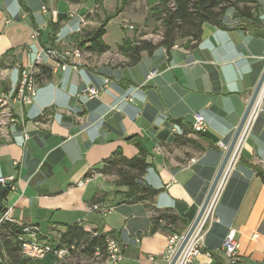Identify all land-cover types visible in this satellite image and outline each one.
I'll return each mask as SVG.
<instances>
[{
  "label": "crops",
  "instance_id": "0c3cea01",
  "mask_svg": "<svg viewBox=\"0 0 264 264\" xmlns=\"http://www.w3.org/2000/svg\"><path fill=\"white\" fill-rule=\"evenodd\" d=\"M104 7L98 9L96 1L87 6L85 0H0V96L13 90L20 70L34 63L40 48L78 47L76 40L101 24ZM122 15L109 21H122ZM109 21L102 36L108 51L85 50L86 43L81 57L69 58L76 69H61L44 57L43 78L31 102L12 105L16 121L4 129L7 137L0 135V176L13 175L15 183L3 196L0 187V215L10 208L17 224L37 225L42 242L57 241L68 224L78 223L86 231L113 235L124 252L119 264H154L147 257L165 250L170 230L160 224L150 232L152 217L170 213L178 218L176 231L186 230L185 221L192 215L191 222L202 204L261 74L264 0H258L256 24L234 20L226 30L205 24L194 47L178 43L170 51H144L136 64L117 51L129 31L107 41ZM85 86L99 93L89 98L81 91ZM195 112L206 121L202 134L191 130ZM177 119L186 130L180 142L171 131ZM138 140L147 150L143 180L159 190L151 201L123 202L120 192L126 188L114 175L94 172L89 182L78 184L116 149L126 157L136 155ZM258 169L264 172V94L216 202L218 220L204 238V249L224 261L220 247L234 231L238 261L264 264V183ZM96 198L112 211L88 213L86 204ZM197 261L213 264L214 258L202 253ZM0 264H10L4 253Z\"/></svg>",
  "mask_w": 264,
  "mask_h": 264
},
{
  "label": "trees",
  "instance_id": "16d2710c",
  "mask_svg": "<svg viewBox=\"0 0 264 264\" xmlns=\"http://www.w3.org/2000/svg\"><path fill=\"white\" fill-rule=\"evenodd\" d=\"M67 1L78 3L81 0ZM101 2L102 0H98L96 3L99 6ZM149 2L152 4L151 16L156 17L161 23V38L156 43L147 39L133 38L129 40L127 37L123 38L122 43L117 46V51L127 58L129 64H136L141 59L142 52L145 51L151 54L159 47H163L167 51H170L178 43L188 48L194 47L201 38L205 24L226 30L231 27L230 23L234 20L238 24H245L246 27L257 23L258 0H149ZM228 12L232 13L231 18H229ZM113 17H115V13L112 15L105 14L101 24L95 29L84 32L81 38L76 40L75 45L83 48V45L88 43L87 46H84L85 50L97 53L108 51L110 47L102 41V36L105 33L106 24ZM54 26L55 24L50 22L52 29H54ZM42 72L41 68L40 75L37 76L39 83L43 78L41 77ZM174 124L180 126L182 121L177 119ZM183 137L175 134L174 140L180 142ZM135 144L138 153L133 157H126L120 149H116L108 158L92 168L94 172L103 175H114L116 178L115 183L126 188L120 194L122 201L127 203L151 201L159 192L158 189L151 187L143 180V174L148 167L146 161L147 150L141 141H135ZM89 174L90 172L86 173L85 176ZM257 174L264 183V172L258 169ZM8 190L10 189L4 188L1 195L3 196ZM92 202L100 201L99 198H96ZM191 218L192 215L185 221L186 227H188ZM160 220L176 224L178 218L170 213H158L152 217L150 232L157 230L160 226ZM25 225L27 224H17L15 221H4L0 224V254L4 253L10 260V264H38L40 262L38 259L25 258L21 254L18 237ZM96 232L86 231L78 223L68 224L57 241L48 240V242L55 248L67 247L70 249L71 245H74L77 248V260H88L93 257L96 249L104 251L105 237L108 234L97 232L98 234L94 235ZM211 255L214 258L213 264H241L239 261L227 263L213 252H211ZM41 260L43 264H50L56 260V257L53 253H50Z\"/></svg>",
  "mask_w": 264,
  "mask_h": 264
},
{
  "label": "built area",
  "instance_id": "2783aa9c",
  "mask_svg": "<svg viewBox=\"0 0 264 264\" xmlns=\"http://www.w3.org/2000/svg\"><path fill=\"white\" fill-rule=\"evenodd\" d=\"M41 10L45 13H48V9L45 4H42ZM86 19L82 18V23H85ZM129 28H132L130 25ZM38 35V31L35 29L32 31V38H35ZM176 47V45H174ZM57 49H65V56H57ZM82 56V48H77V57ZM44 57L51 59L55 65L61 69H66L67 67H72L76 69L77 65L73 62L72 59H69L68 56V47H56V46H47L42 47L36 54L34 63H30L26 67L22 68L19 73V79L17 84L14 86L13 90L8 94H2L0 96V101L9 102L12 122L16 121L12 105L14 103L20 105H27L31 102L35 90L39 85L38 77L41 72V62L44 60ZM153 73H149L148 77H151ZM108 83V79L104 80V85ZM89 98L97 96L99 93V88L95 86H85L82 90ZM264 94V82L260 90L259 98ZM258 104V103H257ZM257 107V105H256ZM251 111L242 131L238 138V141L235 145V148L226 164V167L222 173V176L217 184V187L200 219L197 226L190 235L188 241L183 247L181 253L176 259L174 264H201L197 261L198 257L205 253L206 255H211L209 251L204 249V238L207 233L208 227L211 222L218 220L215 216V206L218 200L219 194L223 187V184L229 174L231 167L238 155L239 148L245 140L247 134L249 133L252 122L255 117V110ZM206 121L204 116L200 112H195L193 114V122L191 124V130L195 133L202 134L206 130ZM171 131L178 136H184L185 130L179 125H172ZM0 135L7 137L8 133H3L2 121L0 118ZM156 149H159L157 147ZM94 171H90V174L85 176L84 179L78 182L79 185H84L90 181ZM15 177L13 175L0 176V187L2 188H14ZM11 209H6L0 215V224L4 221L14 222L13 218L10 217ZM86 211L88 213H98L101 215L109 214L112 211V207L101 202H89L86 204ZM160 224L164 225L170 230L168 237V243L165 250L158 256L149 254L148 260L154 264H169L176 250L178 249L182 238L186 232L179 233L176 231V225L174 223L168 222L166 220H160ZM24 228L28 229V237H23L25 240V248L30 250L32 255L34 253H53L56 257L60 252H71L72 263L76 264H119L124 258L123 248L118 242V240L113 235H106L105 237V247L104 251L96 249L93 257L88 260H77L76 251L77 248L74 245H71L70 249L67 247L55 248L50 242H40L37 239L33 238V230H39V227L35 224H27ZM187 229V228H186ZM98 233H94L97 235ZM140 238L136 237V241H139ZM238 242L235 239L234 231H229L224 237L220 250L223 254L225 261L227 263H233L238 261L237 256ZM212 256V255H211Z\"/></svg>",
  "mask_w": 264,
  "mask_h": 264
},
{
  "label": "rangeland",
  "instance_id": "374dc122",
  "mask_svg": "<svg viewBox=\"0 0 264 264\" xmlns=\"http://www.w3.org/2000/svg\"><path fill=\"white\" fill-rule=\"evenodd\" d=\"M97 2L98 0H85L87 6ZM104 3V4H103ZM105 5L103 14L112 15L115 13H122L124 20L121 21L120 17L114 18L109 21L107 25L108 35L106 37L108 42H112L121 35L122 29L129 31L127 38L129 40L134 39H147L153 43H156L161 38V23L156 17L151 16V3L149 0H102L101 5ZM96 9V7H95ZM119 10L117 13L116 11ZM102 13L99 16L102 18ZM96 15V14H95ZM96 17V16H95ZM132 28H129V26ZM142 34V36H140ZM117 61V60H116ZM56 257V256H55ZM65 261L66 259L57 258L56 260Z\"/></svg>",
  "mask_w": 264,
  "mask_h": 264
},
{
  "label": "water",
  "instance_id": "95a60500",
  "mask_svg": "<svg viewBox=\"0 0 264 264\" xmlns=\"http://www.w3.org/2000/svg\"><path fill=\"white\" fill-rule=\"evenodd\" d=\"M263 82H264V66H263V69L261 71V74L257 80V83L255 85V87L253 88L252 92H251V95L249 97V100L247 102V105L244 109V112L241 116V119L225 149V152L223 154V157L221 159V162L217 168V171L213 177V180L208 188V191L204 197V200L202 202V204L200 205L197 213L195 214L194 218L192 219V221L190 222V224L188 225L187 229H186V232L182 238V241L178 247V249L176 250L175 254L173 255L171 261L169 262V264H174L176 259L178 258L179 254L181 253L183 247L185 246L186 242L188 241L190 235L192 234L193 230L195 229V227L197 226L198 222L200 221L216 187H217V184L222 176V173L226 167V164L235 148V145L238 141V138L241 134V131L251 113L252 110H254V108L256 107L258 101H259V94H260V90L262 88V85H263Z\"/></svg>",
  "mask_w": 264,
  "mask_h": 264
},
{
  "label": "bare ground",
  "instance_id": "6f19581e",
  "mask_svg": "<svg viewBox=\"0 0 264 264\" xmlns=\"http://www.w3.org/2000/svg\"><path fill=\"white\" fill-rule=\"evenodd\" d=\"M77 48L76 46H73L71 48H68V56L70 57H77ZM57 56H65V49H57ZM0 118L2 121V127H3V133L4 129L6 128V126L8 125V123L12 122V116H11V110H10V106H9V102L6 101H0ZM38 230H33V238L37 239L38 236ZM23 237H28V229L27 228H23L22 233L19 235L18 240L20 243V249H21V254L28 259H42L44 258L46 255H48L47 253H34V255H32L30 250H27L25 248V240ZM39 241V240H38ZM42 242V241H40ZM57 257L60 258H66L68 260H71V252H60V254H58Z\"/></svg>",
  "mask_w": 264,
  "mask_h": 264
}]
</instances>
